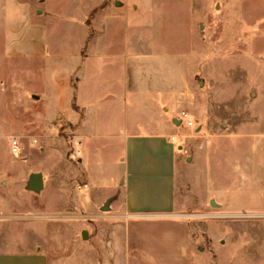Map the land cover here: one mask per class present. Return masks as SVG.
I'll return each instance as SVG.
<instances>
[{
	"label": "rangeland",
	"instance_id": "obj_1",
	"mask_svg": "<svg viewBox=\"0 0 264 264\" xmlns=\"http://www.w3.org/2000/svg\"><path fill=\"white\" fill-rule=\"evenodd\" d=\"M98 4L127 15L129 40L175 59L178 118L186 113L194 123L177 126L178 211L137 219L77 206L75 193L85 199L86 185L72 134L52 126L61 138L22 147L16 181L1 185L13 198L0 223V250L43 247L35 223L63 218L70 226L50 243L70 264H85L90 239L108 249L107 264H264V0H0V104L10 102L8 74L18 66L12 47L23 20L83 15ZM36 170L46 181L41 196L27 190ZM55 211L61 214L48 215ZM95 262L103 264L102 254Z\"/></svg>",
	"mask_w": 264,
	"mask_h": 264
},
{
	"label": "crops",
	"instance_id": "obj_2",
	"mask_svg": "<svg viewBox=\"0 0 264 264\" xmlns=\"http://www.w3.org/2000/svg\"><path fill=\"white\" fill-rule=\"evenodd\" d=\"M127 32V15L99 4L83 15L44 12L36 20L30 14L23 20L12 47L18 66L8 74L10 102L0 104V223L9 216L6 200L13 198L1 185L10 177L16 181V155L22 147L31 151L33 145L60 139L52 126L72 134L86 185L85 199L75 193L77 206L137 219L171 217L178 211L182 156L177 144L182 138L176 124L181 119L175 59L161 58L152 43L129 40ZM15 137L19 153L12 151ZM35 173L43 176L44 188L30 191L41 196L46 181L40 170L29 173L27 184ZM12 202L13 208L21 207ZM55 213L61 214L48 215ZM35 224L44 246L0 250V264H70L50 243L70 223L41 218ZM91 240L82 261L97 264L102 254L107 264L108 249H96Z\"/></svg>",
	"mask_w": 264,
	"mask_h": 264
},
{
	"label": "water",
	"instance_id": "obj_3",
	"mask_svg": "<svg viewBox=\"0 0 264 264\" xmlns=\"http://www.w3.org/2000/svg\"><path fill=\"white\" fill-rule=\"evenodd\" d=\"M116 5L119 7L121 6V3L117 2ZM176 124L179 125V122H177ZM43 188H44L43 176L38 173L32 174L30 177L29 183H28V189L39 192ZM212 205H215V203L212 202ZM82 236H83V239H87L88 238L87 232L84 231Z\"/></svg>",
	"mask_w": 264,
	"mask_h": 264
},
{
	"label": "built area",
	"instance_id": "obj_4",
	"mask_svg": "<svg viewBox=\"0 0 264 264\" xmlns=\"http://www.w3.org/2000/svg\"><path fill=\"white\" fill-rule=\"evenodd\" d=\"M181 122H187V125L189 127L194 126V123L192 121L189 120V115L184 113L181 117ZM11 146H12V151L13 153H19L20 150V140L18 138H13L11 140Z\"/></svg>",
	"mask_w": 264,
	"mask_h": 264
}]
</instances>
